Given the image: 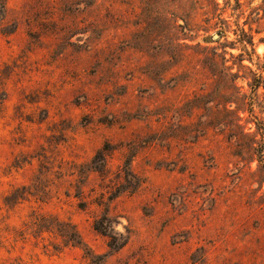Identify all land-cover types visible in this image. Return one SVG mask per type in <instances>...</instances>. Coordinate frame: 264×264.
I'll return each instance as SVG.
<instances>
[{"label": "rangeland", "instance_id": "374dc122", "mask_svg": "<svg viewBox=\"0 0 264 264\" xmlns=\"http://www.w3.org/2000/svg\"><path fill=\"white\" fill-rule=\"evenodd\" d=\"M263 134L264 0H0V264H264Z\"/></svg>", "mask_w": 264, "mask_h": 264}, {"label": "trees", "instance_id": "16d2710c", "mask_svg": "<svg viewBox=\"0 0 264 264\" xmlns=\"http://www.w3.org/2000/svg\"><path fill=\"white\" fill-rule=\"evenodd\" d=\"M3 9V8H2ZM259 88V86H255V90L256 89H258ZM254 124L257 126V128H258V132H259V130H261V127H260V123L259 122H254ZM262 136H264V134L262 135ZM263 159H264V156L263 155H259V158H258V161H259V163L263 166L264 165V162H263ZM264 167V166H263Z\"/></svg>", "mask_w": 264, "mask_h": 264}, {"label": "water", "instance_id": "95a60500", "mask_svg": "<svg viewBox=\"0 0 264 264\" xmlns=\"http://www.w3.org/2000/svg\"><path fill=\"white\" fill-rule=\"evenodd\" d=\"M216 36V35H215Z\"/></svg>", "mask_w": 264, "mask_h": 264}]
</instances>
